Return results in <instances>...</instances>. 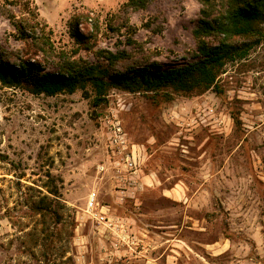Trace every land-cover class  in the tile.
<instances>
[{
	"label": "rangeland",
	"instance_id": "obj_1",
	"mask_svg": "<svg viewBox=\"0 0 264 264\" xmlns=\"http://www.w3.org/2000/svg\"><path fill=\"white\" fill-rule=\"evenodd\" d=\"M16 2L69 52L68 22L85 14L83 34L98 19L96 49L134 43L152 53V71L197 59L199 0H152L138 11H125L127 0H0V43L12 48L21 46L8 19ZM124 16V28L108 30ZM77 56L94 62L91 52ZM217 85L220 93L201 95L110 89L98 107L80 91L48 97L0 85V264H264L263 37L225 64ZM112 123L134 174L112 153ZM91 194L111 228L85 213Z\"/></svg>",
	"mask_w": 264,
	"mask_h": 264
},
{
	"label": "trees",
	"instance_id": "obj_2",
	"mask_svg": "<svg viewBox=\"0 0 264 264\" xmlns=\"http://www.w3.org/2000/svg\"><path fill=\"white\" fill-rule=\"evenodd\" d=\"M151 1L127 0L123 9L138 11ZM199 3V19L192 32L197 41V59L152 71L145 67L152 53L134 43H130V49H96L98 19H94L86 34L81 33L80 25L90 19L89 15H74L70 19L68 32L76 49L69 52L55 45L52 30L27 2H16L19 14L8 19L14 28L12 36L21 46L12 48L7 41L0 43V85L48 97L80 91L93 107L106 102L110 89L129 93H157L165 89L184 95H201L208 90L220 93L217 82L225 64L243 58L264 38L260 27L264 24V0ZM126 22L124 16L115 28L109 24L108 30H120ZM237 39H249L250 43L239 44ZM79 51L91 52L94 62L78 57ZM48 192L54 196L52 200L58 197L56 188ZM42 210L38 207L36 212Z\"/></svg>",
	"mask_w": 264,
	"mask_h": 264
},
{
	"label": "built area",
	"instance_id": "obj_3",
	"mask_svg": "<svg viewBox=\"0 0 264 264\" xmlns=\"http://www.w3.org/2000/svg\"><path fill=\"white\" fill-rule=\"evenodd\" d=\"M108 139L113 154L116 153L119 155H125L124 157L119 156L121 160H124V163L122 164L123 168L126 171L134 174L136 167L135 157L133 152L131 153L130 151V156L129 153L126 152L128 146L126 143L125 134L119 126V123H112V125L109 127ZM115 164L118 166L119 162H116ZM85 213L87 214L88 218L94 219L98 224L105 228H111L113 225L111 219L107 217V210H104L103 206H100L98 209V203L96 201L95 194L88 196Z\"/></svg>",
	"mask_w": 264,
	"mask_h": 264
}]
</instances>
